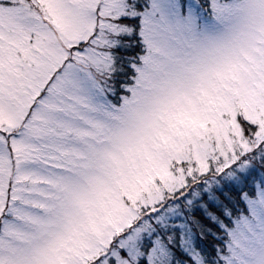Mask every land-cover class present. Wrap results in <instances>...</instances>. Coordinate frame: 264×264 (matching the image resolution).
Here are the masks:
<instances>
[{"label":"snow or ice","instance_id":"1","mask_svg":"<svg viewBox=\"0 0 264 264\" xmlns=\"http://www.w3.org/2000/svg\"><path fill=\"white\" fill-rule=\"evenodd\" d=\"M0 264H264V0H0Z\"/></svg>","mask_w":264,"mask_h":264}]
</instances>
